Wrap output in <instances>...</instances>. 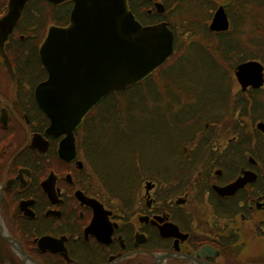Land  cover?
<instances>
[{
  "label": "flooded vegetation",
  "instance_id": "flooded-vegetation-1",
  "mask_svg": "<svg viewBox=\"0 0 264 264\" xmlns=\"http://www.w3.org/2000/svg\"><path fill=\"white\" fill-rule=\"evenodd\" d=\"M11 2L0 0V19ZM64 3L70 14V0H26L0 44V264H127L128 256L119 257L143 261L149 252H175L173 264H191L181 255L204 264H264V152H256L257 138H207L208 124L195 130L198 123L188 122L182 153L126 155L116 174L96 160L90 113L72 129L73 147L64 152L67 134L50 132L37 103L36 86L48 74L27 35L47 31L49 23L35 17ZM126 3L142 25L174 30L178 12L188 22L192 0ZM69 14L58 26L69 23ZM245 171L250 180L233 193L216 189ZM172 225L180 236H162Z\"/></svg>",
  "mask_w": 264,
  "mask_h": 264
},
{
  "label": "trees",
  "instance_id": "trees-1",
  "mask_svg": "<svg viewBox=\"0 0 264 264\" xmlns=\"http://www.w3.org/2000/svg\"><path fill=\"white\" fill-rule=\"evenodd\" d=\"M199 2L202 7L213 5L210 0L209 3L208 0ZM69 7L70 4L64 3L58 12L53 13L48 6L35 19L43 24H65ZM226 8L232 25L229 31L213 38L217 44H177V51L182 53L172 58V63L161 66L155 74L133 86L108 94L96 106L95 138L99 146L96 160L104 168L119 174L123 165L121 159L126 155L132 154L134 159L136 153H142L161 159L166 153H182L181 148L188 144V122L198 123L193 124L195 130L203 128L204 123L208 124L207 132L203 134L207 138L222 136L221 131L224 130L225 134L231 132L232 136L244 139L257 138L255 145L264 146V134L253 129L261 108L256 95H262L259 105L264 109V88L251 89L247 93L229 92L230 83L234 81L233 69L238 62L257 59L264 64V0H233ZM248 25L252 29L246 31ZM198 27L202 39L213 37L205 24ZM245 32L247 39L243 38ZM44 34V29L27 33L33 37L36 53ZM14 44L19 43L16 41ZM205 87L215 92L216 98L210 99L202 92ZM191 96L197 98L192 104ZM149 104L156 109L145 110V113L140 111L148 108ZM148 122L151 124H146ZM113 126L121 130L117 131L120 136ZM115 134L118 139H114ZM125 134L130 137L127 139ZM113 140L120 143L112 144ZM107 141L109 146L100 149V145L107 144ZM229 145V152H235L232 148L234 141ZM256 152H264V147H258Z\"/></svg>",
  "mask_w": 264,
  "mask_h": 264
},
{
  "label": "water",
  "instance_id": "water-1",
  "mask_svg": "<svg viewBox=\"0 0 264 264\" xmlns=\"http://www.w3.org/2000/svg\"><path fill=\"white\" fill-rule=\"evenodd\" d=\"M26 0H12L7 16L0 19V44L20 15ZM58 3L64 0H50ZM74 6L67 27L49 28L40 50L48 72L35 89L40 108L50 118V132L66 133L62 145L73 146L72 129L82 116L109 92L126 88L153 71L172 53L173 36L165 25L142 26L128 10L126 0H72ZM229 22L222 6L214 13L210 29L225 30ZM5 63L10 67L7 57ZM264 67L257 60L240 63L235 75L242 90L264 82ZM257 127L264 130V123ZM62 153V149H61ZM250 180V173L220 188L232 193ZM169 232V231H168ZM178 235L165 232L163 235ZM151 264L176 257L173 253L151 254ZM192 264H204L184 255Z\"/></svg>",
  "mask_w": 264,
  "mask_h": 264
},
{
  "label": "rangeland",
  "instance_id": "rangeland-1",
  "mask_svg": "<svg viewBox=\"0 0 264 264\" xmlns=\"http://www.w3.org/2000/svg\"><path fill=\"white\" fill-rule=\"evenodd\" d=\"M227 1H229V0H212L211 2H227ZM208 3H209V0H208ZM194 4V6H195V9L196 10H198V11H196V13H194V15L192 16V14L191 13H189L188 14V18H190L191 19V17H193V18H195V19H199V18H201L202 20H205L207 17H208V13L207 12H209V6H201V4H199V3H193ZM202 7V8H201ZM193 8V7H192ZM194 9V8H193ZM211 10V9H210ZM190 15V16H189ZM189 21V20H188ZM248 28H246L245 27V30L246 31H249V30H251L252 28H251V25L249 26H247ZM200 37L199 36H195L194 37V40H197V39H199ZM243 38H248V35H247V32H245V34L243 35ZM178 40H180V38L178 39ZM201 45H205V44H201ZM213 45V44H212ZM250 48H252V46L250 47ZM182 53V51H176L175 53H174V55L172 56L173 58H175V57H177V56H179L180 54ZM172 63L173 62V60H169V62L168 63ZM232 84V86L229 88V92L231 93H237L239 90H240V86L238 85V83H237V81L234 79V81H232V83H230V85ZM202 92H204V93H206L207 95H209L208 97L210 98V99H214V98H216V94H215V92H213V91H210V89L209 88H207V87H205L203 90H202ZM191 98H193V99H191ZM191 98H190V104H192V101L193 100H196L197 98L195 97V99H194V97L193 96H191ZM261 100H262V95L261 94H257L256 95V101L258 102V106H260L261 108L259 109V115H258V120H263L264 121V109L262 108V105H259L260 104V102H261ZM193 104H194V102H193ZM149 107V109L148 108H144V109H142V110H140V111H142L143 113H145V110L148 112V111H151V110H155L156 108H152V106H151V104H149L148 105ZM100 109V108H99ZM98 110V109H97ZM99 111V110H98ZM146 124H151V123H146ZM114 127V131L120 136L121 134L120 133H118V132H120L121 130H119V128L117 127V126H113ZM149 129V128H148ZM150 130V129H149ZM118 131V132H117ZM221 133H222V136H224L225 138L227 137V138H229V137H231L232 136V133L231 132H229V133H227V134H225L224 133V130H222L221 131ZM117 134H115V138L114 139H118V137H117ZM125 136H126V138L128 139L129 137H128V135H126L125 134ZM262 137H264V136H262ZM224 138V139H225ZM127 139H126V141H127ZM128 142V141H127ZM110 143V142H109ZM120 143V141H115V140H113V143L112 144H119ZM109 146V144H108V141H107V144L105 143V145H100V148H102V149H104V147L106 146V147H108ZM259 147H261V148H263L264 146L263 145H259ZM113 194L114 195H122V192H120V191H118V190H115L114 192H113ZM145 258V257H144ZM147 261H149V258L148 257H146L145 258ZM130 264H135V263H130ZM136 264H140L139 262H137Z\"/></svg>",
  "mask_w": 264,
  "mask_h": 264
}]
</instances>
